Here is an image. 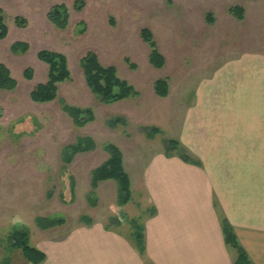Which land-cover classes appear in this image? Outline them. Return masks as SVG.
Returning <instances> with one entry per match:
<instances>
[{"label": "rangeland", "instance_id": "374dc122", "mask_svg": "<svg viewBox=\"0 0 264 264\" xmlns=\"http://www.w3.org/2000/svg\"><path fill=\"white\" fill-rule=\"evenodd\" d=\"M74 1L0 0L8 28L0 41V63L17 81L14 91H0V264H20L21 252H14L8 239L14 228L27 229L31 244L38 246L63 240L67 231L89 220L134 235L151 212L139 185L134 184L124 205L118 203L114 180L91 186L92 171L109 157L105 144L120 149L126 172L136 181L148 158L165 151V140L171 139L184 111L180 104L191 96L195 84L238 54L264 55V0H85L80 12ZM61 3L70 14L64 30L55 28L46 16L51 6ZM234 6L243 9L242 19L230 12ZM17 16L26 20L24 28L15 25ZM143 28L152 32L165 58L161 69L148 62L149 48L140 37ZM17 41L29 45L25 54L11 53L10 45ZM43 49L67 57L71 79L58 84V99L38 104L29 94L47 79L48 66L36 57ZM87 51H94L101 64L114 66L138 96L100 103L78 64ZM125 58L136 68L130 69ZM26 68L33 70L32 80L23 77ZM158 79L167 80L169 98L155 96L153 85ZM59 99L92 109L95 118L77 127ZM118 119L122 122L111 127ZM150 127L161 132L148 137L145 130ZM79 137L92 138L95 149L76 154L65 165L62 150ZM38 216L63 217L66 223L43 231L35 223Z\"/></svg>", "mask_w": 264, "mask_h": 264}, {"label": "crops", "instance_id": "0c3cea01", "mask_svg": "<svg viewBox=\"0 0 264 264\" xmlns=\"http://www.w3.org/2000/svg\"><path fill=\"white\" fill-rule=\"evenodd\" d=\"M180 105L170 138L191 161L162 149L136 181L129 175L151 210L142 251L134 235L86 221L63 240L31 244L45 255L40 264H233L223 220L253 264H264V55L224 60ZM20 254L19 263L30 264Z\"/></svg>", "mask_w": 264, "mask_h": 264}, {"label": "trees", "instance_id": "16d2710c", "mask_svg": "<svg viewBox=\"0 0 264 264\" xmlns=\"http://www.w3.org/2000/svg\"><path fill=\"white\" fill-rule=\"evenodd\" d=\"M85 3V0H75L73 7L76 11L80 12L84 9ZM230 12L238 19L243 18V9L239 6L230 8ZM46 16L48 21L57 29L64 30L68 26L70 14L67 6L63 3L51 6ZM207 20L212 22L210 15L207 16ZM14 22L19 28H24L26 26V20L21 17L17 16ZM80 32L83 34L84 29ZM7 35L8 28L4 21L3 12L0 9V41L4 40ZM140 37L142 41L148 45V62L150 65L158 69L163 68L165 65V58L159 51L152 32L148 28H143L140 31ZM28 50L29 45L26 42L17 41L10 46V51L14 54H25ZM36 57L39 61L48 66L47 79L44 83L36 84L30 92L29 97L34 103H50L58 99V84L71 79L67 57L59 52L45 49L38 51ZM125 62L129 65L130 69L136 68V65L131 64L128 58H125ZM78 64L82 70L86 86L100 103L113 104L138 96V91L127 81L118 76L114 66H105L100 63L94 51H87L83 54ZM33 74L34 72L31 68H26L23 72V77L27 80H32ZM16 88L17 81L13 78L10 69L4 63H0V91H14ZM153 88L155 94L161 98L166 97L169 93V86L166 79L156 80ZM59 101L62 110L72 118L73 123L77 127H83L95 118L93 110L90 108L83 109L71 106L63 99H59ZM121 122L120 119H118L110 125L114 128ZM145 131L148 137H152V135L161 132L157 127H150V129L146 128ZM95 146L96 144L92 138L79 137L74 143L68 144L63 148L62 161L65 165H69L76 154L93 151ZM105 150L108 152L109 157L104 163L92 171L91 186L95 188L99 182L114 180L118 184V203L124 205L131 199V184L129 175L124 168L122 152L113 143L105 144ZM165 151L166 154L175 152L182 160L191 161L189 155L176 140H165ZM74 187L75 184L71 178L70 193L72 198ZM60 198L62 201L64 200V195L62 193L60 194ZM88 222H91V220ZM35 223L41 230H47L63 226L66 223V219L63 217L38 216L35 218ZM222 230L226 245L235 253L233 264H253L244 249L239 245L232 227L226 220L222 221ZM138 231H135L134 238L138 249L142 251L143 230L140 228ZM8 239L11 249L13 251H20L30 264H40L44 261L45 255L31 245L30 234L27 229L14 228L10 232Z\"/></svg>", "mask_w": 264, "mask_h": 264}]
</instances>
